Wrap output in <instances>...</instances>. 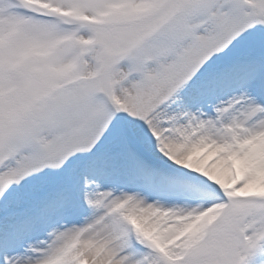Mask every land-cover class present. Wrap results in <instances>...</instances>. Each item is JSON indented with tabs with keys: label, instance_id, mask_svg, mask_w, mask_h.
Here are the masks:
<instances>
[{
	"label": "rangeland",
	"instance_id": "obj_1",
	"mask_svg": "<svg viewBox=\"0 0 264 264\" xmlns=\"http://www.w3.org/2000/svg\"><path fill=\"white\" fill-rule=\"evenodd\" d=\"M129 1L0 0V17L4 5L23 10L8 41L45 31L51 8L65 14L50 40L11 71L13 108L0 95V243L17 252L25 233L36 240V228L51 217L79 225L95 194L120 189L132 201H151V209H173L153 195L226 210L219 218L210 213L211 226L193 239L179 235L196 222L192 210H171V220H182L163 254L155 253L154 231L124 235L126 251L142 253L144 264H245L251 247L263 244V200L223 198L218 187L157 159L168 155L165 148L183 159L188 120L240 107L241 93L254 92L264 108V0ZM100 6L110 9L104 19ZM105 91L117 93L124 127ZM158 133L162 153L154 149ZM215 138L231 140L224 131ZM29 205L38 208L21 217Z\"/></svg>",
	"mask_w": 264,
	"mask_h": 264
},
{
	"label": "bare ground",
	"instance_id": "obj_2",
	"mask_svg": "<svg viewBox=\"0 0 264 264\" xmlns=\"http://www.w3.org/2000/svg\"><path fill=\"white\" fill-rule=\"evenodd\" d=\"M109 1L119 3L127 0ZM46 7L39 5L40 9ZM2 9L7 12L0 17V42H5L0 53V95L11 99V108H13L17 85L11 76V71L26 59L27 54L44 46L50 40L51 33L57 31L60 26L59 21L61 17H65V14L51 8L50 20L45 31L36 32L30 39L22 36L8 41L9 35L22 24L20 16L23 10L21 5L15 3L11 6L4 5ZM100 9L102 18H106L110 9L103 6H100ZM14 12L18 14L15 15ZM261 88L264 90L263 84ZM115 94L117 93L108 94L105 91L102 96L106 102L114 105ZM239 97L243 100L240 107L230 109L219 107L214 109L213 113L211 110L208 111L209 114L204 117L197 115L188 120L183 131L186 133L184 139L189 149L183 159L175 157V154L166 148L165 152L168 155L163 157L167 159L161 156H156L159 157L156 159L159 160L157 161L159 165L180 168L182 175L218 187L223 198L263 200L264 204V108L260 106L254 92L241 93ZM112 112L124 127L125 124L118 111L112 107ZM216 120H219L217 126ZM157 129L153 131L158 132ZM164 129L163 127L160 131ZM172 129L173 127L171 131ZM219 131L226 132L231 140L226 143L217 142L215 135ZM211 137L214 139L211 140ZM163 138V135L158 133L159 142H156L154 147L161 153L164 147L160 139ZM147 193L150 194L149 196L153 194L152 191ZM126 194L128 193L120 189L115 192L111 190L104 196L95 194L94 201L84 205L85 215L79 225H73L70 217H51L36 228V231L42 235L36 240L30 241L25 233L23 237L26 241H19L21 247L17 252L9 251L10 246L2 241L0 257L5 264H144L142 253L126 251L128 243L125 236L127 237L131 231L144 229L149 231L146 232L147 235L154 231L160 240L155 247V253L163 254V248L174 242L171 235L175 226H178L175 221L181 219L171 220V210L174 208L184 212L192 210L191 212L194 213L196 222L189 223L185 226L186 229L179 233L182 237L190 239L197 235L202 237L209 229L212 222L210 213L213 217L219 218L226 211L223 205L209 212L201 206L190 207L176 203L173 199L154 198L153 195L150 197L153 198L152 201L164 207L173 206V209L153 207L151 209V201L135 202L130 197H126ZM37 208L35 205H29L24 209L21 217L28 215L26 211ZM24 220L30 221V218L26 217ZM2 221L3 218H0V222ZM30 224L31 221L28 222V229L31 227ZM22 227L26 228V224ZM261 241L263 244L256 243L251 247L252 253L245 264H264V238ZM31 246L37 249L27 250Z\"/></svg>",
	"mask_w": 264,
	"mask_h": 264
}]
</instances>
